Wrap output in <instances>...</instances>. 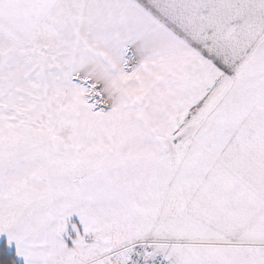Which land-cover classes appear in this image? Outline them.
Masks as SVG:
<instances>
[{
    "label": "snow or ice",
    "instance_id": "snow-or-ice-1",
    "mask_svg": "<svg viewBox=\"0 0 264 264\" xmlns=\"http://www.w3.org/2000/svg\"><path fill=\"white\" fill-rule=\"evenodd\" d=\"M0 264H264V0H0Z\"/></svg>",
    "mask_w": 264,
    "mask_h": 264
}]
</instances>
